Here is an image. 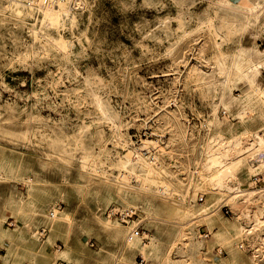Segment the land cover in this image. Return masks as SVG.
<instances>
[{
  "label": "rangeland",
  "instance_id": "1",
  "mask_svg": "<svg viewBox=\"0 0 264 264\" xmlns=\"http://www.w3.org/2000/svg\"><path fill=\"white\" fill-rule=\"evenodd\" d=\"M237 1L0 0V264H264V0Z\"/></svg>",
  "mask_w": 264,
  "mask_h": 264
},
{
  "label": "built area",
  "instance_id": "2",
  "mask_svg": "<svg viewBox=\"0 0 264 264\" xmlns=\"http://www.w3.org/2000/svg\"><path fill=\"white\" fill-rule=\"evenodd\" d=\"M33 0H31L32 2ZM39 3L43 4V5H47V3H49V0H38ZM260 183V179L258 176H253L251 179V186L252 187H256L258 184ZM59 209V207H58ZM225 214H231L229 209H225L224 210ZM51 215H53V212L50 213ZM107 217L109 218H114L115 221H117L118 223L124 224V225H128L130 226V230L128 232L127 237L129 239H133V238H140V239H145L146 236L143 234V232L140 230L139 228V223L136 222V225H133L135 223V218L138 217L137 215V209L131 207V208H127V209H109L107 211ZM207 236V235H205ZM91 246H93V244H91ZM216 255L221 254L222 250L221 249H216ZM143 261L140 260V264H142ZM54 264H64L62 261L60 262H56Z\"/></svg>",
  "mask_w": 264,
  "mask_h": 264
},
{
  "label": "bare ground",
  "instance_id": "3",
  "mask_svg": "<svg viewBox=\"0 0 264 264\" xmlns=\"http://www.w3.org/2000/svg\"><path fill=\"white\" fill-rule=\"evenodd\" d=\"M259 2H260V0H238L236 3H233L235 6H237L239 9H241V10H244V11H246V12H250L251 14L253 13V12H255L256 11V9H259ZM259 5V6H258ZM261 8V7H260ZM47 14H49L50 13V10L48 11L47 10V12H46ZM52 14V13H51ZM255 14V13H254ZM257 14V13H256ZM226 34V33H225ZM260 62H254L252 59H249V58H244V59H240V60H238V61H236L235 63H234V67L235 68H237V69H246L247 70V72H249V73H251V74H255V73H257V72H259V69H260ZM227 82V81H226ZM226 84V83H225ZM226 89H224V91H225ZM263 94H264V89H263V92H262ZM255 139H256V141H255V143L257 144V145H260L261 147L262 146H264V137L262 136V135H256L255 136ZM210 161H211V163L213 162V163H216V162H222V159H221V156H217V155H214L212 158H210ZM234 162V161H233ZM233 162H231L230 164H232ZM263 162V161H262ZM227 166H228V164H227ZM227 170V169H226ZM229 186L227 185V188H228ZM239 187L238 186H234V190H236V189H238ZM242 192L243 191H237V193H241L242 194ZM244 195V194H243ZM135 201V200H134ZM56 211V210H55ZM53 214H54V212H53ZM55 214H56V212H55ZM54 214V215H55ZM130 230V229H129ZM135 239V241H136V239L137 238H133V239H129L128 237H127V240H128V242L130 243L129 245L130 246H133L132 245V243L134 244V240ZM131 241V242H130Z\"/></svg>",
  "mask_w": 264,
  "mask_h": 264
}]
</instances>
